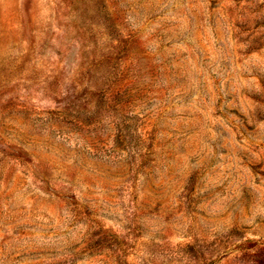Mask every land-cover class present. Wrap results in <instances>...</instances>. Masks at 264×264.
<instances>
[{"label":"rangeland","instance_id":"1","mask_svg":"<svg viewBox=\"0 0 264 264\" xmlns=\"http://www.w3.org/2000/svg\"><path fill=\"white\" fill-rule=\"evenodd\" d=\"M0 264H264V0H0Z\"/></svg>","mask_w":264,"mask_h":264}]
</instances>
